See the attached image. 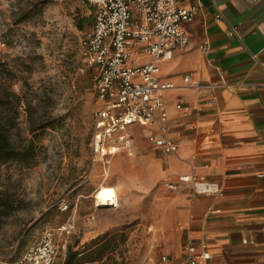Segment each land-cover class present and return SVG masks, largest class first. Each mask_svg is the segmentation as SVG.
Segmentation results:
<instances>
[{"label":"rangeland","instance_id":"1","mask_svg":"<svg viewBox=\"0 0 264 264\" xmlns=\"http://www.w3.org/2000/svg\"><path fill=\"white\" fill-rule=\"evenodd\" d=\"M91 25L86 0H0V117L16 146L31 147L23 161L0 162V188L20 206L0 218V264H26L23 253L46 230L58 245L52 264L63 263L68 246L84 252L81 264L173 262L164 237L180 224H166L165 184L175 178L154 176L150 167L163 153L137 125L132 155L104 149L112 154L108 175L100 161L92 163L95 70L80 48ZM119 180L117 206L97 207L96 190ZM62 199L66 210L59 208ZM66 223L73 231L59 233Z\"/></svg>","mask_w":264,"mask_h":264},{"label":"crops","instance_id":"2","mask_svg":"<svg viewBox=\"0 0 264 264\" xmlns=\"http://www.w3.org/2000/svg\"><path fill=\"white\" fill-rule=\"evenodd\" d=\"M183 28L188 45L159 63L161 77L175 86L163 99L167 135L177 151L153 157L150 167L158 177L193 174L216 181L222 194L166 186V224L179 223L180 230L166 231L164 247L172 264L179 263L185 236L198 248L206 246L211 264H264V0H210L209 6L201 0L195 19ZM186 72L201 86H183ZM178 102L183 108H176ZM137 125L146 136L137 123L130 133ZM133 138L130 154L118 151L132 155ZM123 185L119 180L111 187ZM167 252L162 255L168 258Z\"/></svg>","mask_w":264,"mask_h":264},{"label":"built area","instance_id":"3","mask_svg":"<svg viewBox=\"0 0 264 264\" xmlns=\"http://www.w3.org/2000/svg\"><path fill=\"white\" fill-rule=\"evenodd\" d=\"M92 8V25L80 39L86 66L95 70L94 89L98 107L93 111L92 163L100 161L103 171L109 165L110 153L103 148L116 146L131 153L129 126L140 124L147 131V140L161 153H175L177 143L167 135V110L164 93L174 88L173 82L160 75V61L171 58L176 49L188 45L183 24L195 19L201 0L184 6L182 0H86ZM219 18V14L215 15ZM236 27L230 29L234 33ZM204 41L201 44L203 47ZM183 86L199 87L192 73L182 75ZM210 105V100H205ZM176 108H183L180 102ZM188 184L193 195H221L216 181L193 174H180L165 184L174 189ZM66 199L59 208L66 210ZM73 223L57 226L65 235ZM151 226L148 227V232ZM58 245L50 230L42 233L37 243L23 253L26 264H52ZM206 246L198 248L185 236L178 264H211ZM162 255L161 261L166 262Z\"/></svg>","mask_w":264,"mask_h":264},{"label":"trees","instance_id":"4","mask_svg":"<svg viewBox=\"0 0 264 264\" xmlns=\"http://www.w3.org/2000/svg\"><path fill=\"white\" fill-rule=\"evenodd\" d=\"M16 102H19V100H16ZM47 125L49 124H46L45 126ZM29 148H31L30 145L20 148L12 142L11 130L6 126V122L2 121V118L0 117V162L4 163L14 160L23 161L28 157L27 152L29 151ZM19 207V201L13 197L8 190L0 188V218L9 216ZM83 253V251H79L78 249L72 248V246H68L62 264H81L82 261L80 260V257ZM95 260L97 259H90V261Z\"/></svg>","mask_w":264,"mask_h":264},{"label":"bare ground","instance_id":"5","mask_svg":"<svg viewBox=\"0 0 264 264\" xmlns=\"http://www.w3.org/2000/svg\"><path fill=\"white\" fill-rule=\"evenodd\" d=\"M105 148H103L104 150ZM95 198L98 200V205L103 206L107 204L108 206H117V192L111 186H100L95 192Z\"/></svg>","mask_w":264,"mask_h":264},{"label":"water","instance_id":"6","mask_svg":"<svg viewBox=\"0 0 264 264\" xmlns=\"http://www.w3.org/2000/svg\"><path fill=\"white\" fill-rule=\"evenodd\" d=\"M203 4L206 5V6H209L210 4V0H202ZM108 205L107 204H104L103 207H107ZM102 207V206H100Z\"/></svg>","mask_w":264,"mask_h":264}]
</instances>
